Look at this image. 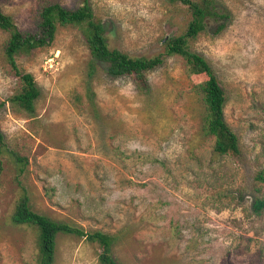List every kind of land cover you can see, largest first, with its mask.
<instances>
[{
	"label": "rangeland",
	"instance_id": "374dc122",
	"mask_svg": "<svg viewBox=\"0 0 264 264\" xmlns=\"http://www.w3.org/2000/svg\"><path fill=\"white\" fill-rule=\"evenodd\" d=\"M50 2L81 4L0 0V7L33 31ZM91 4L110 47L163 54L164 62L144 85L114 76L92 58L80 27H61L52 45L17 56L41 90L30 117L6 101L17 78L0 31V128L8 148L28 160L20 173L14 154L3 157L0 264H38V229L10 219L24 192L36 212L112 234L121 264H264V212L252 208L264 194V186L254 189L264 169V0H217L219 15L192 41L225 89L241 157L214 150L196 80L183 57L166 54L165 42L186 29L187 8L169 0ZM101 251L86 237L59 234L54 264H100Z\"/></svg>",
	"mask_w": 264,
	"mask_h": 264
},
{
	"label": "trees",
	"instance_id": "16d2710c",
	"mask_svg": "<svg viewBox=\"0 0 264 264\" xmlns=\"http://www.w3.org/2000/svg\"><path fill=\"white\" fill-rule=\"evenodd\" d=\"M169 1L185 6L190 13V20L182 33L171 36L165 42L166 54L183 57L189 77L196 80L195 87L204 105L203 129L206 134L215 138L214 150L222 155L241 157L239 136L225 117V89L209 60L192 47V41L206 30L208 20L219 15L217 0ZM66 26H78L82 29L92 58L105 63L108 72L114 76L127 75L138 84L144 85L147 82V73L164 62L163 54L135 56L119 48L110 47L104 22L96 16L91 0H81V4L74 8L60 2L45 4L40 10L33 31L20 29L14 17L0 7V31L8 34L4 51L9 70L17 78V87L6 101L15 111H24L34 117L36 102L41 94L34 74L19 66L17 56L52 45L59 29ZM1 104L4 103H0V106ZM8 152L16 156V161L20 164L19 172H24L28 160L8 148L5 134L0 128V174L3 171V157ZM125 165L128 166L127 161ZM263 186L264 169H260L254 175V189L260 193ZM252 208L257 214L264 212V194L255 196ZM10 219L15 224H28L38 229V264H54L59 234H77L92 242H98L102 247L98 255L100 264H121L112 252V234L101 230L86 232L78 226L36 212L32 209L30 197L26 192L17 200Z\"/></svg>",
	"mask_w": 264,
	"mask_h": 264
},
{
	"label": "built area",
	"instance_id": "2783aa9c",
	"mask_svg": "<svg viewBox=\"0 0 264 264\" xmlns=\"http://www.w3.org/2000/svg\"><path fill=\"white\" fill-rule=\"evenodd\" d=\"M50 60H52V59H50ZM52 65V64H51Z\"/></svg>",
	"mask_w": 264,
	"mask_h": 264
}]
</instances>
